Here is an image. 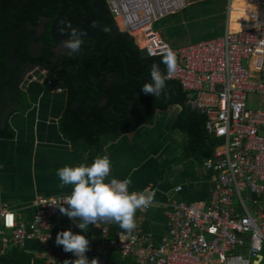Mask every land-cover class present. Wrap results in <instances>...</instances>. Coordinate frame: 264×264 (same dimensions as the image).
<instances>
[{
    "label": "built area",
    "instance_id": "obj_1",
    "mask_svg": "<svg viewBox=\"0 0 264 264\" xmlns=\"http://www.w3.org/2000/svg\"><path fill=\"white\" fill-rule=\"evenodd\" d=\"M105 1L116 27L133 39L145 57L174 53L176 70L166 71L164 79L181 87L186 105L204 117L206 133L219 144L202 163L213 176L207 201H171L166 234L156 243L136 222L137 214H146L153 203L155 191L148 190L143 194L151 197L150 202L136 210L130 233L113 238L112 222L100 228L102 242L91 264H107L111 252L135 264H264V107L248 108L249 98L264 99V0H226L224 34L178 48L163 42L153 25L213 0ZM234 2L252 8L247 20L236 21L249 29L229 28ZM180 191L177 188L175 193ZM34 206L36 213L28 222L0 210V259L33 241L45 257H51L53 221L68 218L58 208L64 206L63 197L38 198ZM69 228L78 229L73 222Z\"/></svg>",
    "mask_w": 264,
    "mask_h": 264
},
{
    "label": "trees",
    "instance_id": "obj_2",
    "mask_svg": "<svg viewBox=\"0 0 264 264\" xmlns=\"http://www.w3.org/2000/svg\"><path fill=\"white\" fill-rule=\"evenodd\" d=\"M67 4V14L56 31L58 35L91 34L102 50L114 48L118 52L94 54L89 40L79 38L81 44L77 52L67 50L57 56L58 44L50 30L61 12L59 0H0V139H14L9 117L29 110L27 95L61 90L66 92V106L58 122L59 132L73 149L80 145L88 148L89 164L102 154L108 143L141 125L151 124L157 111H165L172 105L182 108L173 127L183 130L190 138L186 155L201 162L209 159L219 142L206 133L204 117L188 108L178 84L165 80L159 97L140 92L141 86L149 82L153 66H158L165 75L163 56L145 57L133 39L115 26L105 0H67ZM26 25L40 45L36 56L27 52ZM12 62L16 64L11 66ZM24 64L46 72L41 84L31 82L25 92L20 90L25 76ZM119 233L130 232L114 223L110 234L116 238ZM20 251L9 250L0 264H29ZM65 262L72 264L70 258ZM107 264L135 263L111 252Z\"/></svg>",
    "mask_w": 264,
    "mask_h": 264
},
{
    "label": "crops",
    "instance_id": "obj_3",
    "mask_svg": "<svg viewBox=\"0 0 264 264\" xmlns=\"http://www.w3.org/2000/svg\"><path fill=\"white\" fill-rule=\"evenodd\" d=\"M221 1L194 5L176 16L164 18L153 25L160 32L155 33L171 48L215 39L196 41L185 27L194 19L193 7H213ZM233 5L238 12L232 14L229 28L236 31L249 29L250 26L238 25L234 19L246 20L244 16L252 8L243 2H234ZM66 50L59 46L56 55L60 56ZM26 73H32V82L39 84L46 76V72L40 68L26 67ZM27 101L30 104L28 111L9 117L14 139H0V210L5 208L25 222L35 215L34 202L38 198L64 197L70 193V186L61 187L56 176L58 168L89 164L88 148L80 145L73 149L59 132L58 122L66 106V92L54 90L29 94ZM181 112L182 108L178 105L157 111L151 124L141 125L135 131L108 143L99 155H107L110 160V174L105 179L106 183L112 178H129L130 193L155 191L150 209L146 214H137L136 222L142 232L156 243L167 231L168 204L171 201L205 202L213 186V176L203 170V162L186 155V147L190 143L187 133L173 127ZM177 188H181L179 193H175ZM70 222L69 218L53 221L54 236L70 229ZM103 225H89L87 232L80 229L73 231L84 235L89 241L85 253L89 261L96 257L101 245L100 228ZM53 247L50 258L42 254L41 246L36 241L29 242L20 252L25 260H29V264H68L64 263L66 259L70 258V262L76 259L72 253L64 252L61 246L56 245L55 251Z\"/></svg>",
    "mask_w": 264,
    "mask_h": 264
},
{
    "label": "clouds",
    "instance_id": "obj_4",
    "mask_svg": "<svg viewBox=\"0 0 264 264\" xmlns=\"http://www.w3.org/2000/svg\"><path fill=\"white\" fill-rule=\"evenodd\" d=\"M71 38L63 43L69 53L79 50L81 41L74 32ZM161 63L167 72L176 70V58L172 51L164 53ZM165 88V79L158 66H153L149 82L144 83L140 92L143 95L159 97ZM110 174V160L107 155L98 156L90 164L78 166L65 165L56 170V176L61 187L70 186L71 191L63 197L64 206L59 211L72 221L81 232H87L88 226L99 227L101 224L112 222L122 230L131 232L134 227V214L137 209L146 208L151 197L143 193H130L129 178L118 180L115 178L105 182ZM55 244L61 246L64 252L72 253L76 259L72 264H91L85 256L89 241L84 235L74 233L71 229L56 234Z\"/></svg>",
    "mask_w": 264,
    "mask_h": 264
},
{
    "label": "rangeland",
    "instance_id": "obj_5",
    "mask_svg": "<svg viewBox=\"0 0 264 264\" xmlns=\"http://www.w3.org/2000/svg\"><path fill=\"white\" fill-rule=\"evenodd\" d=\"M192 10H193L192 11L193 14H195L194 19L190 22V24H187L185 29L187 30V33L189 35L192 34L195 37V39H197L196 41L216 38L218 36L221 37L224 34L227 24V11H228V2L226 0L225 1L222 0L220 3L214 5L213 7L195 6L192 8ZM237 12H238L237 9L231 12L229 23L231 22L230 19L233 18L232 14L236 15ZM244 17L246 18V16ZM239 19L240 18L235 17L234 20L236 22ZM153 30L156 33L160 34V32H158L155 27L153 28ZM138 42L141 43V41ZM33 45L35 46V48H37V45L31 42V47ZM34 46L32 47L33 49ZM62 48L64 47L62 46ZM262 79L264 81V75ZM263 107H264L263 98L260 97L249 98V102H248L249 109L260 110L263 109Z\"/></svg>",
    "mask_w": 264,
    "mask_h": 264
},
{
    "label": "water",
    "instance_id": "obj_6",
    "mask_svg": "<svg viewBox=\"0 0 264 264\" xmlns=\"http://www.w3.org/2000/svg\"><path fill=\"white\" fill-rule=\"evenodd\" d=\"M61 3V12L58 15V17L56 18V20L53 23V26L50 30V35L52 37V39L58 44V45H62L65 41H68L71 38V33L69 32L67 34L64 35H58L57 34V28L60 25L61 21L63 20V18L65 17V15L67 14L68 11V4H67V0H59ZM115 24V23H114ZM116 26V25H115ZM76 34V36L78 38H85L89 40V44L92 47V53L94 54H98V55H104L106 54L109 50H114L116 52H118L116 49L114 48H108L105 50L101 49L100 43L97 40L96 37H94L91 34H87V33H83V32H74ZM122 57L125 59V55L123 53H121ZM26 66L30 69H34V67L31 64H26ZM41 69V68H40ZM42 70V69H41ZM34 79V75L32 73H28L26 75V77L24 78L20 89L23 91L27 90L28 85L33 81Z\"/></svg>",
    "mask_w": 264,
    "mask_h": 264
},
{
    "label": "flooded vegetation",
    "instance_id": "obj_7",
    "mask_svg": "<svg viewBox=\"0 0 264 264\" xmlns=\"http://www.w3.org/2000/svg\"><path fill=\"white\" fill-rule=\"evenodd\" d=\"M25 29H26V33H27V40H28V49H27V52L31 55V56H36V55H38V53H39V50H40V45L39 44H37L36 42H35V38L34 37H32L31 36V31H30V27H29V25H26L25 26ZM31 38V39H30ZM31 42H33V44H36L37 45V48H35V46H34V49L31 47ZM59 46H63V44L62 45H58L56 48H55V54H56V52H57V49L59 48ZM67 51V50H66ZM16 63L15 62H12V64H11V66H14ZM26 64H24L23 66H22V68H23V70L25 71V76H24V78L26 77ZM24 80V79H23ZM21 87V86H20ZM7 95V94H6ZM7 111V110H6Z\"/></svg>",
    "mask_w": 264,
    "mask_h": 264
},
{
    "label": "bare ground",
    "instance_id": "obj_8",
    "mask_svg": "<svg viewBox=\"0 0 264 264\" xmlns=\"http://www.w3.org/2000/svg\"><path fill=\"white\" fill-rule=\"evenodd\" d=\"M232 8H233V11H234L235 10V5H232ZM120 28L122 30V27H120ZM135 36H137V38H138L139 34H136ZM137 40L140 41L139 38ZM139 44H140V46H142V43H139Z\"/></svg>",
    "mask_w": 264,
    "mask_h": 264
}]
</instances>
